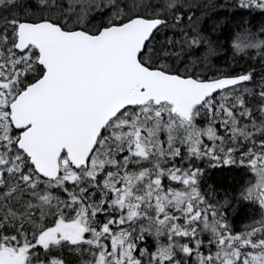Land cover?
<instances>
[{
    "label": "snow or ice",
    "instance_id": "6c2138e0",
    "mask_svg": "<svg viewBox=\"0 0 264 264\" xmlns=\"http://www.w3.org/2000/svg\"><path fill=\"white\" fill-rule=\"evenodd\" d=\"M211 7L0 0V264H264V22Z\"/></svg>",
    "mask_w": 264,
    "mask_h": 264
},
{
    "label": "trees",
    "instance_id": "16d2710c",
    "mask_svg": "<svg viewBox=\"0 0 264 264\" xmlns=\"http://www.w3.org/2000/svg\"><path fill=\"white\" fill-rule=\"evenodd\" d=\"M205 3L212 5L209 9V16L211 20H220L224 24L223 31L225 33L239 31L236 26L241 18L246 19L249 22V26L256 30L259 28L261 22H264V12L255 9H241L238 6V0H204ZM205 27H208L207 22ZM223 39V36H221ZM214 65L217 68L231 69L233 67L232 62L225 63L224 58H213ZM243 64V61H240ZM235 70H240V65L235 66ZM201 167H206L204 162H200ZM240 178V170L235 168H230L228 166H222L220 168H207L206 177L204 181V186L212 185L217 189L218 197L222 198L223 193L228 191L232 195H236L237 189L239 187L238 180ZM245 180L251 179L250 176H245ZM235 203V201H233ZM250 207L242 203L240 207L237 208L236 213L233 215L235 221V227L241 228L244 223L247 222L246 216L250 211ZM231 213V209H228Z\"/></svg>",
    "mask_w": 264,
    "mask_h": 264
}]
</instances>
